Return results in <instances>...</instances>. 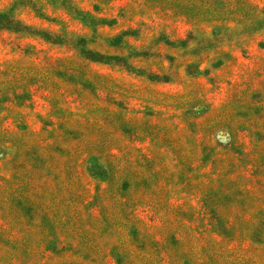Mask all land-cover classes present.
Masks as SVG:
<instances>
[{
	"label": "rangeland",
	"instance_id": "obj_1",
	"mask_svg": "<svg viewBox=\"0 0 264 264\" xmlns=\"http://www.w3.org/2000/svg\"><path fill=\"white\" fill-rule=\"evenodd\" d=\"M0 264H264V0H0Z\"/></svg>",
	"mask_w": 264,
	"mask_h": 264
}]
</instances>
